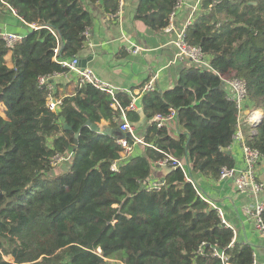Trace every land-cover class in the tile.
<instances>
[{
    "label": "trees",
    "instance_id": "1",
    "mask_svg": "<svg viewBox=\"0 0 264 264\" xmlns=\"http://www.w3.org/2000/svg\"><path fill=\"white\" fill-rule=\"evenodd\" d=\"M5 1L37 28L13 47L0 36V264H223L216 247L231 264H254V248L234 241V229L201 197L194 173L216 180L223 166H236L227 149L241 109L222 88L225 79L246 83L242 109L264 113V0H203L187 38L210 66L192 63L173 88L143 97L149 119L176 110L177 135L154 121L143 153L125 159L119 140L92 125L107 119L118 127L130 95L78 86L54 112L39 82L67 72L62 60L79 57L91 13L80 0ZM179 1L141 0L137 17L164 29ZM105 4L116 13L120 1ZM127 116L141 119L129 110ZM255 130L246 143L264 158V114ZM68 152L69 160L52 165ZM166 154L186 167L165 173L161 188L148 190Z\"/></svg>",
    "mask_w": 264,
    "mask_h": 264
},
{
    "label": "crops",
    "instance_id": "2",
    "mask_svg": "<svg viewBox=\"0 0 264 264\" xmlns=\"http://www.w3.org/2000/svg\"><path fill=\"white\" fill-rule=\"evenodd\" d=\"M80 1L91 13L92 22L79 57H91L88 68L92 69L100 79L112 85L118 93L128 94L133 98L137 108L129 111L138 112L141 119L136 123L128 120L135 126L136 136L144 141L154 122L153 118L146 117L143 110L145 93L164 92L173 88L181 72L194 62L186 59L171 63L176 53L175 35L164 29L153 30L137 17L141 0H123L121 8L119 6L116 13L106 7L105 0ZM202 2L203 0H181L175 23L178 26H183L187 22L192 24L202 11ZM12 9L15 8L5 0H0V36L9 33L22 39L37 26L25 22ZM136 47L140 48L138 52H134ZM153 79H155V89L145 90ZM52 81L56 96L62 99L75 95L79 86L77 74L73 71L58 73L53 76ZM226 89L229 91L228 88ZM138 101L141 106L138 105ZM246 104L247 100L244 106ZM251 110L245 107L244 117H247ZM261 114L264 113L261 111ZM109 123L107 119H102L100 126L107 127ZM120 123L119 118L118 127ZM165 126H168L175 136L177 135L176 118L167 121ZM242 129L246 138L256 132L248 123H245ZM146 145L145 141L134 144L133 152L143 153ZM227 150H230L235 158L236 167L242 168L244 166L242 143L234 141ZM57 172H60L59 168ZM164 174L160 167L155 166L149 182L163 180ZM258 176L264 181V158L260 161ZM194 178L210 204L224 213L227 226L234 229V240L250 244L254 248V264H264V237L259 234L254 219L249 213V209L257 200L256 197L239 192L232 179L215 180L198 172L194 173ZM258 199L264 201V190L258 195Z\"/></svg>",
    "mask_w": 264,
    "mask_h": 264
},
{
    "label": "built area",
    "instance_id": "3",
    "mask_svg": "<svg viewBox=\"0 0 264 264\" xmlns=\"http://www.w3.org/2000/svg\"><path fill=\"white\" fill-rule=\"evenodd\" d=\"M119 1H120V8H121L123 4V0H119ZM180 1L177 3L173 11L171 12L169 16L168 24L164 28V30H166L167 32H171L175 35L174 44L176 47V53L171 63H178V62L188 59L204 67H209L210 66L209 56L205 52H203V50L199 46L193 45L188 41V38H187L188 28L190 27L191 22H187L183 26H178L175 23V18L177 16V12L180 7ZM218 1L219 0H215L214 4L217 3ZM12 10L15 14H17V11L15 9H12ZM87 32H86V36L88 34ZM1 37L7 42L9 47H13L18 41L21 40L17 35L9 34V33H5ZM139 50L140 48L136 47L134 49V52H138ZM79 60H80V57L75 56L71 59H64L61 61V64L67 67L68 69L67 72L73 71L77 74L79 87H83L85 85L90 84L94 86L95 88L103 92H106L107 94H110L112 97L115 98L118 93L117 90L109 83L100 79L99 76L96 75L92 69L88 67L81 69L79 66H77ZM54 75L43 76L40 78L39 82L41 86H45L47 89L48 108L51 111L57 112L60 106L62 105L63 99L60 97H57L55 94L54 85L52 81V78ZM224 85L226 88L229 89L230 97L238 103L241 109L240 114H239L238 130L236 134L234 135V141H239L242 143V149L244 153V166L242 168H237L236 166L234 167L223 166L220 171L219 180L232 179L235 188L239 192L244 193V194L253 195L256 197L257 200L254 202L252 208L249 209V213L254 219L255 226L259 234L264 237V219H263L264 201L261 199H258V195L264 190V181L261 180L258 176V167H259L260 161L262 160V156L257 149L251 147L250 145L246 143V137L244 136L243 129H242L245 123L252 125L253 129H255V126L261 121L263 115L261 114L260 110H251L248 113V116L244 117L245 115L243 113L242 106L248 99V92H247L246 83L242 79H239V78L225 79ZM154 89H155V79L151 80L145 87V90H154ZM116 102H117V106H120L118 101ZM135 108H137V105L134 101L126 109L121 108L120 128L125 132H131L135 136L136 138L134 140L135 144L144 143L142 139L136 136L135 126L127 118V113H126L127 110L135 109ZM176 117H177L176 110L171 109L168 114H163V113L156 114L153 118V121H155L160 127V126H165L167 121L172 120ZM254 133L255 132H253V134ZM119 142L124 148L123 156L125 159L133 153L134 146L131 145L128 142V140H119ZM71 156H72V152H68L64 155H57L53 158L52 165L57 166L61 162L69 160ZM159 166L160 168L162 166H170L173 169H176L179 167H181L182 169H185L186 164L184 161L170 154H166V157L163 160L159 161ZM113 169L118 170V165L116 163L113 164ZM191 181L195 184V181L193 180ZM161 186H162V181L158 179L155 181H150L147 186V189L148 190L160 189ZM199 192H200L201 197L207 202H209L208 198L204 194H202L201 191ZM212 206L215 207L214 205ZM218 211L223 219L224 224L227 226V222L224 219V213L222 212L221 209H218ZM213 254L214 256L220 258L223 264H231L229 261V255L226 254L220 248L218 247L214 248Z\"/></svg>",
    "mask_w": 264,
    "mask_h": 264
},
{
    "label": "water",
    "instance_id": "4",
    "mask_svg": "<svg viewBox=\"0 0 264 264\" xmlns=\"http://www.w3.org/2000/svg\"><path fill=\"white\" fill-rule=\"evenodd\" d=\"M61 40H62V38H61ZM63 47H64V43H62L61 49ZM90 60H91V57L80 58L77 66H79L81 69L87 68L88 67V62ZM222 88H224V89L226 88L224 84H222ZM137 103H138L139 106H141V103L139 101ZM64 127L66 129H71V126H69L68 123H65ZM92 127L94 129H97L98 132H100V133H103V134H106V135H109V136H113L117 140H135L136 139L135 136L131 132H125L120 127H110V126H107V127H101L100 126V127H98V126H95V125H92ZM78 137H79V133H76L75 134L76 142H77ZM227 153L231 154V151L227 150ZM161 169L165 173L171 172L173 170V168L170 167V166H162ZM1 194L2 193H0V195Z\"/></svg>",
    "mask_w": 264,
    "mask_h": 264
}]
</instances>
